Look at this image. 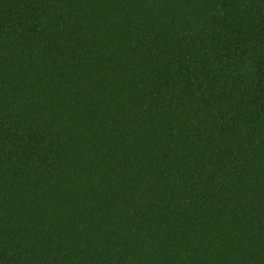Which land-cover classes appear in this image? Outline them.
<instances>
[{"label": "trees", "instance_id": "trees-1", "mask_svg": "<svg viewBox=\"0 0 264 264\" xmlns=\"http://www.w3.org/2000/svg\"><path fill=\"white\" fill-rule=\"evenodd\" d=\"M0 264H264V0H0Z\"/></svg>", "mask_w": 264, "mask_h": 264}]
</instances>
